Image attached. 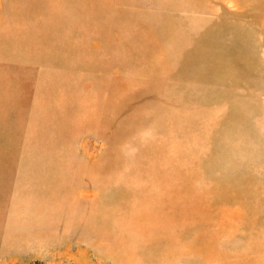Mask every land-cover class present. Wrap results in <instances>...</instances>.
Instances as JSON below:
<instances>
[{
  "label": "rangeland",
  "instance_id": "obj_1",
  "mask_svg": "<svg viewBox=\"0 0 264 264\" xmlns=\"http://www.w3.org/2000/svg\"><path fill=\"white\" fill-rule=\"evenodd\" d=\"M0 264H264V0H0Z\"/></svg>",
  "mask_w": 264,
  "mask_h": 264
}]
</instances>
